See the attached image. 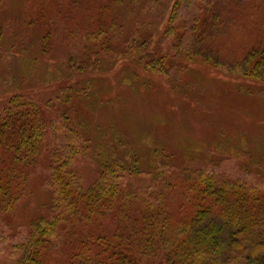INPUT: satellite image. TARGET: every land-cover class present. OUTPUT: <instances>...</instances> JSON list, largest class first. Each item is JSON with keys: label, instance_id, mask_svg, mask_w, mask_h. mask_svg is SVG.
Segmentation results:
<instances>
[{"label": "trees", "instance_id": "1", "mask_svg": "<svg viewBox=\"0 0 264 264\" xmlns=\"http://www.w3.org/2000/svg\"><path fill=\"white\" fill-rule=\"evenodd\" d=\"M28 1L36 6L28 23L42 27L37 47L43 56L53 48L56 24L63 25L67 40L84 37L83 50L66 52L62 59L71 74L98 71V54L110 51L137 65V77L141 70L144 76L147 70L165 75L173 66L182 70L210 63L237 76L244 92L264 93V0H157L161 13L155 32L119 27L112 9L133 0ZM185 3H194L198 14L181 18ZM138 11L131 15L140 21ZM240 28L251 39L235 51ZM180 29L189 37L186 46ZM169 38L174 39L171 54L158 46ZM155 42L157 51L151 48ZM9 46L0 23V74L15 55ZM84 95L91 96L79 82L62 87L56 104L45 101L56 112L53 119L22 83L0 88V215L25 196L49 133L55 143L47 214L33 220L28 235L12 245L13 264H264V182L249 187L223 182L207 169L176 167L172 155L157 147L152 181L130 183L126 177L145 173V165L136 153L120 155L119 144L100 157L98 177L84 182L72 165L89 151L90 139L73 126L80 129L81 120L59 106L80 103Z\"/></svg>", "mask_w": 264, "mask_h": 264}, {"label": "rangeland", "instance_id": "2", "mask_svg": "<svg viewBox=\"0 0 264 264\" xmlns=\"http://www.w3.org/2000/svg\"><path fill=\"white\" fill-rule=\"evenodd\" d=\"M133 2L112 9L111 15L115 16L119 27L128 31L139 26L152 28L155 32L161 13L157 0ZM186 4L181 7V18L198 14L194 3L187 7ZM135 8L142 10L138 11L140 21L131 15ZM35 13L36 6L28 0L2 2L0 23L4 27V39L11 45L9 47L15 48V55L4 66L6 71L0 74V88L4 90L22 83L24 91L34 96L53 119L56 112L45 106L47 99H51V105L56 104L57 93L73 81L88 88L92 98L84 95L78 99L80 103L59 104L81 120L83 127L73 126L77 131L87 133L90 139L89 151L78 155L72 165L84 182L90 183L98 177L100 157L116 144H119L117 151L120 155L136 153L142 158L141 164L145 165V173L126 177L130 183L142 182L145 186L152 181L155 168L150 166L154 167L158 162L152 151L157 147H163L172 155L176 167L187 165L191 169H207L223 182H238L249 187L264 182V93L244 92L237 76H230L226 68H216L210 63L182 70L173 66L165 75L147 70L144 76L141 70L137 77V65L121 60L119 55L110 54V51H107L109 54H98L102 58L98 71L71 74L62 59L66 52L82 51L84 37L67 40L63 37V25L56 24L52 29L53 48L49 55L43 56L37 47L41 45L42 27L28 23ZM250 23L247 30H250ZM242 29L235 34L234 50L251 39ZM178 31L186 46L188 35H184L182 29ZM118 38L116 35L114 43H120ZM173 40L159 42L160 50L171 54L174 48L170 41ZM121 46L123 49L125 44ZM151 48L157 51V43ZM54 144L49 133L31 172L25 196L9 214L0 215L1 263H14L12 245L28 235L33 220L47 214L51 199L47 181L51 174L50 151ZM155 262L161 264L159 260Z\"/></svg>", "mask_w": 264, "mask_h": 264}]
</instances>
